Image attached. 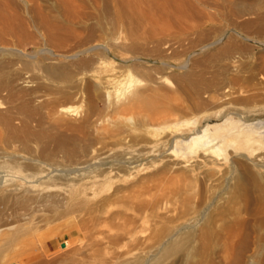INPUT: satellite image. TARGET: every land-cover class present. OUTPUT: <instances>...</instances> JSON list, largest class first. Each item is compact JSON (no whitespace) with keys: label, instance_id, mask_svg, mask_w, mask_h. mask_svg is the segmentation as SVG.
I'll return each mask as SVG.
<instances>
[{"label":"rangeland","instance_id":"374dc122","mask_svg":"<svg viewBox=\"0 0 264 264\" xmlns=\"http://www.w3.org/2000/svg\"><path fill=\"white\" fill-rule=\"evenodd\" d=\"M206 127L264 144V0H0V264H264V146Z\"/></svg>","mask_w":264,"mask_h":264},{"label":"bare ground","instance_id":"6f19581e","mask_svg":"<svg viewBox=\"0 0 264 264\" xmlns=\"http://www.w3.org/2000/svg\"><path fill=\"white\" fill-rule=\"evenodd\" d=\"M225 125H226V123H225ZM227 126H228V124H227ZM208 128L206 127L203 130L198 131L196 134H194L193 136H191L187 140V142H186L187 143V147H186L187 151L192 153V152L198 151L200 148H206L207 150H210V152L212 154H214L216 156H221V155H223V153L229 147L231 149L233 147V150H234L238 145L239 146L240 145H244V146L247 145L249 147L253 145L254 148H255V146H258L257 149H260L261 147L264 146V144H263V146L261 145L263 143V140L255 137L254 134H252V133L241 132V133H238V134H233V133L230 132L232 129L227 128V129L223 130L220 133L215 131V132H217V134H215V133H214L215 135L213 134L215 136L214 139H218V138L222 137V140H223L222 141L223 143L221 145H219L218 149H216L215 147H211L209 145L210 144V140L208 141V139H207V135H208L207 134V130H208ZM218 128H220V127H218ZM225 128H226V126H225ZM254 144H256V145L254 146ZM245 147H244V149H245ZM253 147L252 148L250 147V148L253 149ZM250 148H248V149H250ZM238 149H239V147H238ZM203 150H205V149H203Z\"/></svg>","mask_w":264,"mask_h":264}]
</instances>
